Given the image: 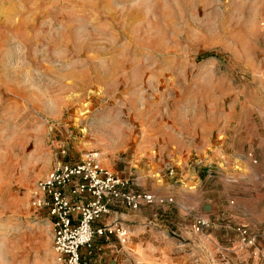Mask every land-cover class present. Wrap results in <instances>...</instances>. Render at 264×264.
I'll return each instance as SVG.
<instances>
[{
  "label": "rangeland",
  "instance_id": "rangeland-1",
  "mask_svg": "<svg viewBox=\"0 0 264 264\" xmlns=\"http://www.w3.org/2000/svg\"><path fill=\"white\" fill-rule=\"evenodd\" d=\"M262 113L264 0H0V264H57L38 184L92 152L175 207L181 264H232L255 240L225 218L243 170L216 149Z\"/></svg>",
  "mask_w": 264,
  "mask_h": 264
},
{
  "label": "crops",
  "instance_id": "crops-1",
  "mask_svg": "<svg viewBox=\"0 0 264 264\" xmlns=\"http://www.w3.org/2000/svg\"><path fill=\"white\" fill-rule=\"evenodd\" d=\"M256 118L253 120L252 131L249 127H245L242 121H239L240 129L234 132L221 129L220 135L224 137L221 145L225 146V149L222 146L220 150L216 149L217 152H220L218 156L221 154L222 158L225 157L223 162L220 161L221 165L229 169L240 168L243 170V173L239 175L242 180H237V182L244 192L236 194L235 214L225 218L231 220L230 223L233 227H246L255 239L253 247L237 243L232 264H264V113L259 114ZM251 159L255 160L251 162ZM213 162L211 161L209 164ZM155 192H158L159 200L173 199L177 194L174 186H161ZM229 200V198L226 199L227 202ZM174 208V206L160 205L159 203L143 206L138 211L123 207L113 208L111 214L98 222L95 228L119 222L128 231L127 242L121 244L116 236L95 237L91 247L81 249L83 263L181 264L182 244L180 245L177 240L169 236L170 229L167 225L170 222L165 220L170 219L172 223L171 216L176 213L173 211ZM163 210L171 212L164 217L160 215ZM234 210L230 212H234ZM232 220L236 221L234 225ZM188 223L190 224L191 221ZM231 225L226 228L233 230ZM226 228L225 230H227ZM179 230L181 235L192 238L191 232H186L185 229ZM229 232H226L228 233L226 237ZM228 247L230 248V245Z\"/></svg>",
  "mask_w": 264,
  "mask_h": 264
},
{
  "label": "built area",
  "instance_id": "built-area-1",
  "mask_svg": "<svg viewBox=\"0 0 264 264\" xmlns=\"http://www.w3.org/2000/svg\"><path fill=\"white\" fill-rule=\"evenodd\" d=\"M100 158L98 153H88L79 163L58 167L38 184L33 205L46 209L53 219L57 264H84L81 249L91 247L95 237L116 236L126 243L128 231L119 222L95 228L113 208L138 211L158 202L153 195L134 191L130 180L105 169ZM209 224L198 219L194 228L201 232ZM238 231L243 242L255 240L247 231Z\"/></svg>",
  "mask_w": 264,
  "mask_h": 264
}]
</instances>
